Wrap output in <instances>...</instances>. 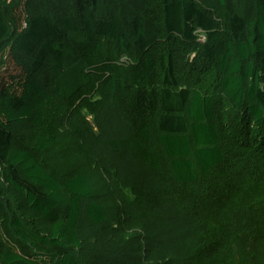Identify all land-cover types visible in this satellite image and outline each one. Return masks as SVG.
I'll return each instance as SVG.
<instances>
[{
  "label": "trees",
  "instance_id": "obj_1",
  "mask_svg": "<svg viewBox=\"0 0 264 264\" xmlns=\"http://www.w3.org/2000/svg\"><path fill=\"white\" fill-rule=\"evenodd\" d=\"M264 0H0V264H264Z\"/></svg>",
  "mask_w": 264,
  "mask_h": 264
},
{
  "label": "rangeland",
  "instance_id": "obj_2",
  "mask_svg": "<svg viewBox=\"0 0 264 264\" xmlns=\"http://www.w3.org/2000/svg\"><path fill=\"white\" fill-rule=\"evenodd\" d=\"M262 248H263V250H264V246L262 245Z\"/></svg>",
  "mask_w": 264,
  "mask_h": 264
}]
</instances>
